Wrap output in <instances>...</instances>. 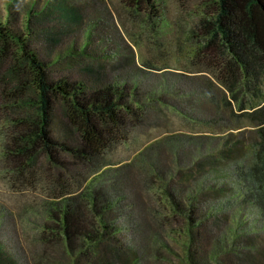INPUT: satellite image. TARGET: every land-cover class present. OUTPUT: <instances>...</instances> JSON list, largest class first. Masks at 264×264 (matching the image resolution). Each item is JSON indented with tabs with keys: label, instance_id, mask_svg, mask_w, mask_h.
Listing matches in <instances>:
<instances>
[{
	"label": "rangeland",
	"instance_id": "1",
	"mask_svg": "<svg viewBox=\"0 0 264 264\" xmlns=\"http://www.w3.org/2000/svg\"><path fill=\"white\" fill-rule=\"evenodd\" d=\"M7 1L0 0V15L7 14ZM82 1L83 21L67 27L60 51L84 42L86 60L103 64V79L121 76L149 103L132 118L128 139L109 152L103 170L72 164L79 183L87 176L88 185L95 180L113 189L109 219L132 249L119 264H239L226 253L233 240L252 247L242 264H264V213L247 179L258 125L224 104L229 93L216 77L215 60L199 48L200 20L215 13L217 0H158V22L150 9L136 10L123 0ZM82 63H53L52 72L95 88ZM34 95L26 101L35 107ZM58 115L57 128L63 123ZM13 129L6 122L0 127V242L21 264H74L59 232L46 226L56 225L48 218L54 200L14 181V165L5 157ZM32 168L38 177L54 175L42 153ZM190 208L197 223H191Z\"/></svg>",
	"mask_w": 264,
	"mask_h": 264
},
{
	"label": "trees",
	"instance_id": "2",
	"mask_svg": "<svg viewBox=\"0 0 264 264\" xmlns=\"http://www.w3.org/2000/svg\"><path fill=\"white\" fill-rule=\"evenodd\" d=\"M123 2L136 10L150 9V19L163 20L158 0ZM84 7L82 0L7 1V14L0 15V127L2 122L14 126L5 154L14 165V181L45 191L54 200L48 218L56 225L46 226L59 232L74 264L82 259L85 264L93 260L119 264L132 249L121 243V228L109 219L116 206L110 194L113 189L95 180L88 185L87 176L79 183L73 178L72 164L103 170L109 152L128 139L125 129L132 118L148 109L149 103L140 98L136 85L121 76L103 79V64L86 60L84 42L67 53L60 51L67 27L83 21ZM206 16L198 26L199 48L215 60L216 77L229 93L224 104L258 125L255 161L247 179L253 200L264 213V0H217L215 13ZM65 60L82 61L96 87L66 75L56 78L52 64ZM31 92L35 107L26 101ZM57 112L63 118L58 128ZM40 153L51 164L52 177L34 173L32 163ZM114 190L120 197L121 191ZM193 214L190 208L191 223H197ZM236 244L231 241L226 253L239 264L248 262L252 247ZM0 264H21L1 242Z\"/></svg>",
	"mask_w": 264,
	"mask_h": 264
}]
</instances>
